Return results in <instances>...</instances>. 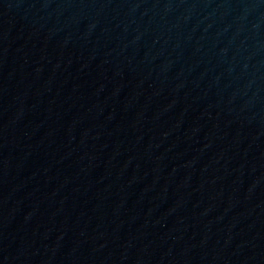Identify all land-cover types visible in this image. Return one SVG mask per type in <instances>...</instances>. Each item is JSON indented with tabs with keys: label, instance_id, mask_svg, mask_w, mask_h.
Masks as SVG:
<instances>
[{
	"label": "water",
	"instance_id": "obj_1",
	"mask_svg": "<svg viewBox=\"0 0 264 264\" xmlns=\"http://www.w3.org/2000/svg\"><path fill=\"white\" fill-rule=\"evenodd\" d=\"M233 214L264 264V0H135Z\"/></svg>",
	"mask_w": 264,
	"mask_h": 264
}]
</instances>
